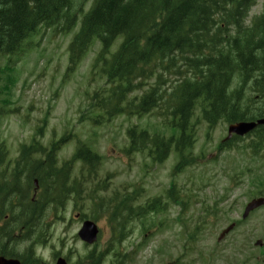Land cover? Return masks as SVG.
<instances>
[{
    "label": "trees",
    "instance_id": "16d2710c",
    "mask_svg": "<svg viewBox=\"0 0 264 264\" xmlns=\"http://www.w3.org/2000/svg\"><path fill=\"white\" fill-rule=\"evenodd\" d=\"M88 1L83 0L77 10L79 0H0V57L7 60L9 67L11 59L22 53L23 46L40 27L59 28L61 23L73 24L78 15H83L80 31L70 47L69 72L73 73L92 45L99 42L101 51L91 71L110 86L105 102H101L102 109L114 108L123 113L126 97L143 89L137 106L140 114L152 112L162 95L159 84L163 81H147L158 78L166 62L176 63L173 70L178 83L170 95L175 105L170 116L179 136L174 135L167 142L157 140L152 145L149 155L158 163L168 158L173 145L178 149L183 138L195 137L190 121L198 101L205 104L204 119L210 127L220 121L252 119L249 109L243 108L239 97L242 92L230 95L229 89L238 76L242 84L251 83L264 95V14L253 21L251 28L246 27L255 0H94L90 11L84 14ZM72 28L67 25L68 30ZM120 37L123 44L110 56ZM179 61L183 64L180 69ZM104 91L91 99L95 112L94 101ZM260 114L264 116V112ZM130 137L132 147L141 145L138 152L147 151V132L138 136L132 131ZM64 141L53 142L48 148L36 142L23 146L13 171L16 179L11 182L12 174L3 171L7 147L0 142V216L7 212L3 210L7 202L10 200L14 206L12 200L18 198L21 209L12 207V214L20 216L17 222L26 227L46 212L48 205L58 208L69 195L80 196L86 181L93 183L101 158L84 145L59 168L57 154ZM77 162L81 163V172L72 179V168ZM35 179L39 180L42 193L38 201L32 202L29 198ZM96 189L92 188L91 194ZM91 197L96 200V196Z\"/></svg>",
    "mask_w": 264,
    "mask_h": 264
},
{
    "label": "rangeland",
    "instance_id": "374dc122",
    "mask_svg": "<svg viewBox=\"0 0 264 264\" xmlns=\"http://www.w3.org/2000/svg\"><path fill=\"white\" fill-rule=\"evenodd\" d=\"M263 5L264 0H258V5L251 12V18L262 12ZM38 34L35 43L28 44L29 53L15 56L11 59L9 67L7 60L0 57V141L7 146L10 167L17 164L21 146L30 144L33 138H41L39 143L49 146L50 143L57 142L64 136L73 135L74 137L71 136L73 139L60 149L59 162L62 164L69 160L78 146L87 144L92 147L104 157L99 180L108 179L109 182V190L101 196L126 194L129 187L135 184H142L145 189L143 201L160 196L164 186L171 179V162L163 166H155L144 155L128 156L124 153L130 143L127 130L136 126L140 129L147 128L148 120L117 116L107 122L98 118L102 112L101 102H104L107 83L98 75H92L91 67L95 56L91 52L82 61L77 72L68 73L67 47L71 37L56 35L47 30H39ZM103 90L105 91L96 105V114L91 99L94 94ZM153 117L154 115L148 117L149 122H154ZM196 118H199V112L196 113ZM97 121L101 123L97 124ZM148 128L153 131L151 127ZM164 131L163 127L161 131L159 130L170 135L169 131ZM227 134L228 125L223 122L211 133L207 124L200 123L197 128L198 154L205 153L210 156L214 152V145L222 138H226ZM209 138H212L211 141ZM212 141L213 145H211ZM247 154L248 156H243L224 152L217 162L198 165L196 169L182 173L177 181L181 184L195 183L197 186L214 184L216 193H225L231 187L230 174L239 175L241 171L249 168L252 174L245 176L240 183L233 184L238 188L229 192L230 198H240L245 201L257 192L264 191L262 188L249 186L252 176L257 173L264 175V152L262 156L256 158L249 152ZM232 167H236V170L234 171ZM74 174L77 175L78 171ZM208 192L206 191L205 195ZM52 208L54 207L52 206L45 214L46 220L54 218L50 227V238L45 247L38 246L36 251L48 264H52L54 253L60 252L68 256L70 250L71 261H76L78 255L85 254L86 250L78 240H75L80 224L76 220L71 223V220L78 212L91 218L95 215L96 208L87 199L76 202L72 198L64 208H59L58 220ZM179 212L180 208H172L167 215H159L156 218L155 228L159 231L146 242V246L152 250L134 254L133 257L139 259L130 264H165V259L174 257L173 263L182 255V251H179L178 255V248L180 246L185 248L186 243L181 240L177 242L174 238V226L170 230L158 228L159 221L174 224ZM98 223L103 231L99 249H103L112 237V229L106 217L100 218ZM229 223L230 221L225 218V223L222 225ZM176 229L180 231L181 227L177 226ZM137 230L143 238L141 225ZM164 236L174 242H171L166 251L155 253L154 248L160 245ZM130 243L127 239L121 248H130ZM28 247L27 242H21L15 246V250L22 253ZM103 264H119V262L109 255Z\"/></svg>",
    "mask_w": 264,
    "mask_h": 264
},
{
    "label": "water",
    "instance_id": "95a60500",
    "mask_svg": "<svg viewBox=\"0 0 264 264\" xmlns=\"http://www.w3.org/2000/svg\"><path fill=\"white\" fill-rule=\"evenodd\" d=\"M260 123H264L260 122ZM254 127V125H239L237 127H233L232 131L233 132H240L243 133L244 131H248L250 129H252ZM88 228L85 229L83 236L86 237V240L89 242H92L95 238V235L97 233L96 228L93 225H87ZM0 264H19L18 262H14V261H5L4 259H0ZM60 264H64V263H60Z\"/></svg>",
    "mask_w": 264,
    "mask_h": 264
},
{
    "label": "flooded vegetation",
    "instance_id": "af4514ba",
    "mask_svg": "<svg viewBox=\"0 0 264 264\" xmlns=\"http://www.w3.org/2000/svg\"><path fill=\"white\" fill-rule=\"evenodd\" d=\"M235 244H237V241H233V242L231 243V245H235ZM232 249H233V247L230 248V250H232Z\"/></svg>",
    "mask_w": 264,
    "mask_h": 264
}]
</instances>
